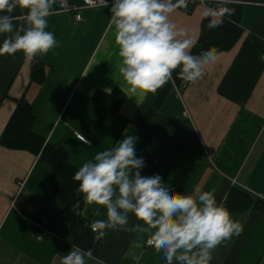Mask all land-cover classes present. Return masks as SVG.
<instances>
[{"label": "crops", "instance_id": "0c3cea01", "mask_svg": "<svg viewBox=\"0 0 264 264\" xmlns=\"http://www.w3.org/2000/svg\"><path fill=\"white\" fill-rule=\"evenodd\" d=\"M253 1L233 3L239 7L242 36L232 49L218 53L202 78L184 87L170 80L145 98L128 97L120 88L111 6L82 10L81 20L74 22L58 11L56 2L46 30L54 33L59 47L31 61L22 52L0 56V135L15 100L25 94L33 101L34 133L62 148L77 170L97 152L134 136L136 155L145 161L141 175L159 174L180 193L213 191L219 204L231 190L257 201L259 209L230 212L243 224V233L218 246L210 264H264V0ZM205 6L220 5L195 0L170 15L195 43ZM10 15L16 17L14 24L24 22L19 8ZM4 38L0 35V46ZM35 62L49 69L42 86L29 82ZM114 89L124 94L118 114L98 124L92 96ZM162 89L167 91L150 122L152 139L146 146L144 118ZM51 182L50 170L37 156L0 145V264H61L70 251L73 244ZM96 207L89 206V226L93 219H106L103 209L94 215ZM129 223H138L132 214ZM149 240L148 233L108 230L88 264H137L126 255L133 251L141 256L138 264H166ZM136 242L143 246L134 248Z\"/></svg>", "mask_w": 264, "mask_h": 264}, {"label": "clouds", "instance_id": "9594fccd", "mask_svg": "<svg viewBox=\"0 0 264 264\" xmlns=\"http://www.w3.org/2000/svg\"><path fill=\"white\" fill-rule=\"evenodd\" d=\"M235 2L217 0L218 8L205 6L202 19L234 15L235 8L227 5ZM55 3L56 0H0V13H7L0 15V35L5 36L0 56L22 52L31 61L59 47L54 33L46 30ZM102 3L109 7L107 0ZM187 7L188 0H112L109 24L114 28L120 58V88L126 96L145 98L157 93L178 68L180 79L195 81L216 62V47L193 54L195 42L170 20L174 11ZM17 8L24 12V22L18 25L14 24L16 17L10 15ZM221 23V19H211L207 27L216 28ZM135 141L136 137L126 136L79 167L73 180L79 184L76 193L82 196L84 207L81 209L77 201L72 211L87 220L89 206H97V216L104 210L106 219H93L90 224L97 239L106 236L108 230L148 233L149 243L163 253L166 264H210L218 246L243 233V224L217 203L213 191L196 188L193 193H180L159 174L141 175L145 161L137 157ZM130 214L138 223L130 225ZM142 246L136 242L133 247ZM126 255H131L137 264L141 259L134 251ZM92 258V249L72 245L61 257V264H88Z\"/></svg>", "mask_w": 264, "mask_h": 264}, {"label": "trees", "instance_id": "16d2710c", "mask_svg": "<svg viewBox=\"0 0 264 264\" xmlns=\"http://www.w3.org/2000/svg\"><path fill=\"white\" fill-rule=\"evenodd\" d=\"M235 8V14L225 15L220 18L222 23L219 27L209 29L207 27L210 18H204L201 25L200 35L191 49L193 54H199L210 47H216L220 52L232 49L242 36V29L238 26L239 7L233 4L227 5ZM178 68L173 73V82L176 86L184 87L188 81L179 78ZM49 69L41 62H35L30 70L29 82L37 86H42L48 76ZM167 89H162L153 107L148 111L144 118L143 128L145 131L144 145H148L152 139L149 125L156 114L161 102L165 97ZM124 100V94L114 89L109 93L95 91L92 101L95 103L94 116L98 124H102L109 115H117L118 109ZM33 101H28L25 94L15 100V109L10 115L1 135L0 145L6 149L26 151L38 157V160L45 164L52 175L51 186L58 203L60 213L68 226L69 238L73 245L84 250L92 249L96 253L100 243L93 242L88 221L81 216H77L72 211V206L77 201L84 203L82 196L76 193L78 182L73 180L77 169L69 161L66 152L57 146L45 142L33 131ZM229 212H242L248 208L259 209L257 201H253L248 195L239 190H231L223 202Z\"/></svg>", "mask_w": 264, "mask_h": 264}, {"label": "built area", "instance_id": "2783aa9c", "mask_svg": "<svg viewBox=\"0 0 264 264\" xmlns=\"http://www.w3.org/2000/svg\"><path fill=\"white\" fill-rule=\"evenodd\" d=\"M194 1L195 0H188V2H194ZM196 1H198L202 5H205V4H207V2L209 0H196ZM256 1L257 0H254L252 3L255 4ZM56 2H57L58 11L62 12V13L70 14L73 17L74 22H79L81 20L80 11H82V10L97 9V8L105 7L102 3V0H81L80 4H70V3H68L67 0H56ZM107 2H108V6H111L112 0H107ZM213 8H215V7H213ZM75 136L80 142H82L84 144L87 143V139H85V138L83 140L80 139L83 136H81L79 134H75ZM36 239L41 240L42 236L38 235V236H36ZM100 239L101 238L97 239L96 234L93 233V242H98V241H100ZM148 245H151V244L148 243Z\"/></svg>", "mask_w": 264, "mask_h": 264}]
</instances>
